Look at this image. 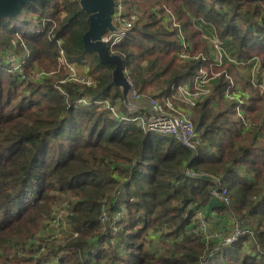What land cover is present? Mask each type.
Here are the masks:
<instances>
[{
	"label": "trees",
	"instance_id": "1",
	"mask_svg": "<svg viewBox=\"0 0 264 264\" xmlns=\"http://www.w3.org/2000/svg\"><path fill=\"white\" fill-rule=\"evenodd\" d=\"M161 1L160 13L175 15L198 58L179 59L178 30L162 25L152 9L158 0H123L126 12L138 7L141 16L113 55L135 94L159 103L177 102L178 87L200 69L218 74L203 100L186 109L199 137L195 150L122 118L136 113L113 83L114 66L84 50L88 14L79 0L31 1L0 21V264H264V93L235 65H213L206 40L218 37L234 60L257 58L264 75V0ZM30 24L39 30L28 31ZM8 53L20 56L24 73L6 60ZM60 58L94 84L70 80ZM38 71L43 75L35 78ZM229 78L248 94L242 111L249 127L224 95ZM82 98L90 102L77 103ZM211 178L225 188L230 206L211 197ZM59 202L69 206L68 230L54 241L47 234ZM197 211L208 233L228 235L234 219L251 233L227 245L221 237L206 239Z\"/></svg>",
	"mask_w": 264,
	"mask_h": 264
},
{
	"label": "built area",
	"instance_id": "2",
	"mask_svg": "<svg viewBox=\"0 0 264 264\" xmlns=\"http://www.w3.org/2000/svg\"><path fill=\"white\" fill-rule=\"evenodd\" d=\"M115 1V10L112 14V23L115 28V31L112 33H107L104 37V41L108 47L109 53L114 54L113 48L116 44L120 43L131 30L132 24L137 19L136 11L127 13L124 9L123 0H114ZM157 16H161L160 8L154 10ZM163 16L162 25L173 30L176 28L178 30V37L180 38L182 44V50L179 53V59L186 60L189 58L197 59L198 56H192L187 49L185 42L182 38V32L179 29V24L176 20L175 15L169 11L165 10ZM210 43L213 54V65L221 67L223 64L231 63L235 65L236 68L243 67L246 68L249 74V81L257 89L258 93L262 95L264 93V75L260 69L259 60L254 58L248 61H237L226 53V50L223 48L222 41L215 36L206 38ZM9 56V54L7 55ZM10 63L14 66L15 70H18L21 67V62H18L14 57H10ZM60 61L65 64L67 72L69 74L70 80L77 83H84L87 86L94 84V82L87 77L85 74H79L75 65L65 63L63 58H60ZM126 75V71H124ZM43 75V71H38L34 74L35 78H39ZM218 74L214 73L211 70L200 69L194 79L180 87L176 91V96L173 98L177 100L174 103L172 99H166L163 103H159L155 99L150 97H142L135 94L134 90L130 92V99L132 102L136 103L135 113L136 115L133 118H129L123 114L122 118L124 120H132L140 126L144 133L156 132L164 136L173 137L178 141L182 146L187 147L191 150H195L199 145V137L196 134L193 123L187 114V107H192L197 103L201 102L203 98L209 93L210 82ZM127 76V75H126ZM235 85L232 78H229V86L225 89L224 95L228 100L236 102V113L235 117L239 118L242 121V124L245 127H249L250 123L246 116L243 115L242 104L245 100L248 99V94ZM90 101L87 99H79L77 103L79 104H88ZM101 108L106 109L112 113L113 116H117V110L113 107L107 100L96 101ZM130 112V113H134ZM193 175V173H188ZM196 176V175H193ZM214 182V187L210 191L211 197L220 201L226 206H230V199L227 195L225 188H222L218 179L211 178ZM54 220L50 222L51 232L47 235L50 236V239L54 241H59L64 233L68 230V224L65 223V218L69 214V206L67 204H62L61 202L57 203L54 208ZM56 220L58 222H63L62 226H56ZM108 220V213L104 209L102 211L100 222L102 225H105ZM194 221L199 227L202 228V233L206 239L210 238H222V244L227 245L236 241V239L245 233H251L250 230L241 228L239 222L234 219L232 232L228 235H222V232H212L208 233V226L203 217L201 211H197L194 215ZM115 229L111 231L113 235ZM78 233L72 232V236L76 237ZM40 252L45 251V245L39 249Z\"/></svg>",
	"mask_w": 264,
	"mask_h": 264
},
{
	"label": "water",
	"instance_id": "3",
	"mask_svg": "<svg viewBox=\"0 0 264 264\" xmlns=\"http://www.w3.org/2000/svg\"><path fill=\"white\" fill-rule=\"evenodd\" d=\"M35 0H0V21L19 15L22 7ZM81 10L88 14V29L82 36L83 48L86 52L97 54L102 64L112 65L113 83L120 87L122 101L129 112H134L137 104L130 99L133 87L124 74L123 61L117 55L109 53L104 41L107 33H112L115 28L112 23V14L115 8L114 0H79Z\"/></svg>",
	"mask_w": 264,
	"mask_h": 264
},
{
	"label": "rangeland",
	"instance_id": "4",
	"mask_svg": "<svg viewBox=\"0 0 264 264\" xmlns=\"http://www.w3.org/2000/svg\"><path fill=\"white\" fill-rule=\"evenodd\" d=\"M134 2H137V5L139 4V3H145V4H148V3H150L152 0H133ZM159 1V3L157 4V5H154L153 7H152V9H156V8H161V7H163L164 6V2L163 1H161V0H158ZM134 8V7H133ZM124 9L126 10V7L124 6ZM133 11H136L135 13H137V17H140L141 16V10L138 8V7H136V9H134ZM130 12H132V11H130ZM127 13H129V12H127ZM137 20V19H136ZM135 20V21H136ZM34 22H36V21H34ZM132 25H134V23L132 24ZM34 27H35V25H29V27H28V31H31L32 33H35V31H36V29L37 30H39L38 28H36V29H34ZM209 48H210V46H209ZM9 54V56H7V57H5L6 58V60H8L9 62H10V57H14V55H10V53H8ZM23 54H24V52H23ZM15 56L16 57H14L15 59L17 58L18 59V62H20L21 60H19V55L17 56L16 54H15ZM194 56H198V55H194ZM59 61H60V59H59ZM61 65H63L62 64V62H61ZM22 71V73H24V71H23V67L21 66L19 69H18V71ZM65 70H66V76H67V68H65ZM236 70L239 72V75L241 76V77H245V78H247V73H248V71H247V69L246 68H241V67H239V68H236ZM44 71V70H43ZM239 87V86H238ZM237 87V88H238ZM122 113H124L125 114V116H128V113L127 112H122ZM227 225V230L228 231H225L226 229H224V228H221V231H225V233L226 234H230L232 231H231V228H229V227H232L233 225H231L230 223L229 224H226ZM229 226V227H228ZM208 230H209V228H208ZM224 233V232H223ZM42 245H45V243L44 244H42ZM50 262V261H49ZM51 263V262H50Z\"/></svg>",
	"mask_w": 264,
	"mask_h": 264
},
{
	"label": "crops",
	"instance_id": "5",
	"mask_svg": "<svg viewBox=\"0 0 264 264\" xmlns=\"http://www.w3.org/2000/svg\"><path fill=\"white\" fill-rule=\"evenodd\" d=\"M79 74H84L85 72L81 70L79 67L75 66Z\"/></svg>",
	"mask_w": 264,
	"mask_h": 264
}]
</instances>
